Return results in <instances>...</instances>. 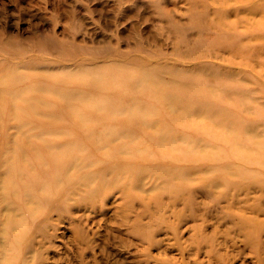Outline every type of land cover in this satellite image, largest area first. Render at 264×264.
<instances>
[{"label": "rangeland", "instance_id": "1", "mask_svg": "<svg viewBox=\"0 0 264 264\" xmlns=\"http://www.w3.org/2000/svg\"><path fill=\"white\" fill-rule=\"evenodd\" d=\"M200 65L234 75L236 82L217 83L216 97L235 105L243 94L240 110L252 111L225 107L247 141H240L245 159L233 157L232 139L211 138L206 118L175 127V99L202 88L209 94L188 78ZM154 69L160 84L137 95L121 76ZM8 72L16 93L36 74L58 93L108 98L110 117L100 127L125 134L107 139V128L76 122L67 110L79 111L77 101L44 97L54 106L28 118V103L39 97L17 99L16 117L4 96L0 264H264V0H0V84ZM78 72L86 77L69 78ZM96 75L118 83L100 90ZM136 104L159 111L128 124L121 107ZM248 127L263 135L247 140ZM54 130L64 134L54 138ZM27 138L41 148L26 150ZM47 139L71 149L55 175ZM8 161L21 163L15 173ZM29 171L37 179L30 185ZM26 193L37 202L27 204Z\"/></svg>", "mask_w": 264, "mask_h": 264}, {"label": "bare ground", "instance_id": "2", "mask_svg": "<svg viewBox=\"0 0 264 264\" xmlns=\"http://www.w3.org/2000/svg\"><path fill=\"white\" fill-rule=\"evenodd\" d=\"M85 75H86V73H84V72H78L77 74L70 75L69 78L78 79L79 76H81L84 79L86 77ZM43 76L44 75L40 76V75H36V74L35 75L33 74L31 76L29 75V79L32 81H30V83L27 87L22 89L20 92L16 93V92H13L12 90H10V86L12 85V83H14L17 80V77L14 76V74L12 72L6 73V82H4L3 85L0 84V86H3V88H4V89L0 90V107L6 101V100H4V96H5V98L8 97V101H6V102H9V107L12 108L14 116L19 117V110H18V107L16 104L17 99H23V102H24L28 95H35L36 97H39V98H38V100H35V102H29L28 103L27 111H26V113L28 115L27 117L28 118L45 117L46 111L48 109H50L51 107H53L54 105H50V102H48V101L42 102L41 100L44 97L45 98H51L53 103H57L58 97H59L61 99V101L63 100L66 102L65 103L66 105H68L72 101H77L80 103L81 109L79 111L74 110V109H70L68 106H67V108H69V109L67 111H68V113H70L71 117L76 120V122H78L79 124H84L86 126V128L90 127L91 125H96V127H95L96 132H99V130L101 128H104V127L107 128V131H105V133H103L107 139H112L115 137L116 138L122 137L125 134V132L123 130L115 131L114 129L108 128L107 126L100 127L102 121H106L110 117V115L107 114L108 110L111 107V104H110L111 102L108 101L109 100L108 98L102 97V98H99L96 100H90V99L84 98L83 97L84 95L79 96V94L74 95V94H69V93H58V86L48 88L45 85H43V83H41V81H44V79L43 80L41 79V78H43ZM121 76H122V78H124V80L127 82L128 85L131 84L135 87L134 91H133V93H135V94H133V95L141 94V93H143L142 91H144V90L152 91L155 87H157L158 84H160V83H157V81H155L158 78V70H156V69L141 72V75L139 76L141 82H138V83H137V79H139V78H137V77H134V76L128 75V74H125V75L122 74ZM188 76H189L188 77L189 79L192 78L196 81L195 84H197L198 82L201 85L206 84V86H208L207 88L209 90L208 91L209 94H206L205 92H203V90L205 91V89L202 88L203 90L200 89V91H198L197 93H195L193 95V96H195V98L191 97L189 99H185L184 97H178L177 99H175L174 103L176 104V107H174V109H171L169 111L170 114H173V117H174L173 121H174V124L176 125L175 127L179 126V124H181V121H184V119L206 118L210 121L207 123L205 131H211L210 132L211 138H219L220 140L221 139H232L231 141H234V143H235V146H234L235 149L231 151L233 154V157L237 158V156L243 155L241 158H244V157L248 156V155H245V153L241 152V149L246 148V146H244L242 143H240V141H242V140L244 143H246L247 141L245 139H242V138L239 139L237 134H236V133H238V132H236V128L239 129L240 126L238 125L237 121H235L234 119L231 118L232 114H230L229 112H226L227 109L225 110V107H227V108L229 107L232 109V108H234V106H236L237 109L239 110V112L252 113V111L250 110V108L247 105L242 108V111L240 110V107H242V106L239 103L244 100L242 97L243 94L239 93L237 95L235 90H234V92H231L233 94H236L238 99H239L237 104H235V105L232 102H229V100H225L227 95H226L225 99H221V100H220V97L219 98L216 97V95H218V86H219L218 82L219 81L236 82V81H234L235 76L233 75V77H232V75L230 76L229 74H226V73L222 74L220 71L212 70L211 68L206 67L205 65H200L199 68H197L194 73L189 74ZM47 78L51 79L54 83H56V85L58 84L57 77L51 76V77H47ZM149 79L154 80L155 83L151 84V82H148ZM91 82H92V84L95 85V87H98L101 90V88L105 89V87L109 86V84H107L109 82L113 83V85H111L112 87L116 86L117 85L116 83H118V79L111 78V77L107 78V77H103V76L98 77L96 75V77L94 79H92ZM133 82H134V84H133ZM171 84L174 86V85H180L182 83L180 81H175V82H171ZM229 93H230V91H229ZM169 98L174 99L175 97L171 96ZM152 100L160 101L161 99L157 98L156 95L154 94V95H152ZM169 100H172V99H168L167 102ZM243 103H244V101H243ZM39 108H41L42 111H40ZM121 108H123L122 110L126 114V119L128 121V124L134 122L135 126H137V124L140 123L141 121L149 119L155 113V110H157L155 108H151L150 106H145L143 104H136L133 106L125 105V107H121ZM201 108H203V109H201ZM162 109L163 108L160 107V111ZM157 111H159V109ZM228 111H230V110H228ZM162 112H163V110H162ZM54 120L56 121L57 119H54ZM155 123H157V122H155ZM155 123H154V125L157 126ZM75 128H77V127H75ZM75 128H73L71 130L72 134H75V132L77 130ZM248 128L250 129L249 131L247 129L244 130V134H245V137L247 140L250 139L252 141V140H255L254 137L256 138V137L261 136V134L263 135V133H259L255 130L253 131L252 127H248ZM169 129H171V127H169ZM167 131H168V129H167ZM88 132H90V134H93V132L87 130V133ZM49 134L52 137L57 138L58 134L63 135L64 131L58 132V130H54V131L50 132ZM168 138H169V136H166L165 138L161 139V143H162V141L164 142L166 139H167L166 141H168ZM51 140H53V138ZM170 140H171V138H170ZM26 141H27V143H26L27 149L26 150H28V151L33 152V151H37V148H41L40 146L36 145L34 142H31V140L28 138ZM48 141H49L48 139L43 140V142H42L44 145L43 148H48L49 150H52V153L50 152L49 154H47L46 158L48 159V161L50 163L53 164L54 170H55L53 175H55V173L57 174V171L61 169V166H63V164L66 163V155L69 154V152H71V149L61 148V146L53 145L52 143H50ZM179 141L184 143V138L178 139V138L172 137V142H170V143L175 144ZM83 142H84V140L82 139L81 143H83ZM173 144H172V146H173ZM58 147H59L60 151H62V153L64 154L63 156L58 155ZM200 148H202V147H199L198 149H200ZM17 149L21 153H23V151H24L21 148H19V143H18ZM25 152L26 151H24V153ZM25 154H28V152H26ZM173 155H174L173 151L167 154V156L169 158H173ZM263 156L264 155L259 156V157L264 159ZM23 161L24 160H21V163ZM8 163H9V161H8ZM13 163H14V161L9 163V171H11L12 173H15L17 170V167H19L18 165L21 163L18 162L17 166L16 165L13 166L14 165ZM23 164L25 166H21V168L25 167L26 171H28L29 168H30V171L33 169L31 167L32 163L30 165L29 162L28 163L23 162ZM12 168H13V170H11ZM30 171L28 172V177H29V181H30L28 183V185H30V183L33 180H37L36 177L34 176V173L30 172ZM171 173L173 174L174 172L171 170ZM166 174L169 175L170 172L166 173ZM42 181H46V179H44V180L42 179ZM53 181H54V179L52 180V182ZM56 182H55V184H56ZM37 183H39V181ZM40 184H41V182H40ZM13 189H15V186ZM26 196H27V204H29V205L35 204V201H36L34 199V198H36L35 195H34L35 197H31L28 193H26Z\"/></svg>", "mask_w": 264, "mask_h": 264}]
</instances>
